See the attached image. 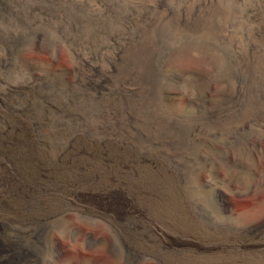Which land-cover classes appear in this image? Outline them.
Here are the masks:
<instances>
[{"label":"rangeland","instance_id":"obj_1","mask_svg":"<svg viewBox=\"0 0 264 264\" xmlns=\"http://www.w3.org/2000/svg\"><path fill=\"white\" fill-rule=\"evenodd\" d=\"M0 264H264V0H0Z\"/></svg>","mask_w":264,"mask_h":264}]
</instances>
